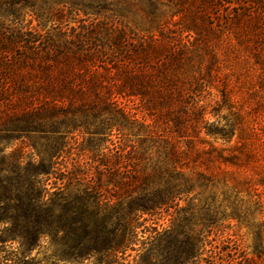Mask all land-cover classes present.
Wrapping results in <instances>:
<instances>
[{
  "label": "trees",
  "instance_id": "1",
  "mask_svg": "<svg viewBox=\"0 0 264 264\" xmlns=\"http://www.w3.org/2000/svg\"><path fill=\"white\" fill-rule=\"evenodd\" d=\"M254 4L0 0V264H29L43 242L69 264H264L247 208L263 214L264 174L217 175L238 157L215 142L242 139V123H209L206 98L224 38L262 56ZM221 220L252 229V256Z\"/></svg>",
  "mask_w": 264,
  "mask_h": 264
},
{
  "label": "rangeland",
  "instance_id": "2",
  "mask_svg": "<svg viewBox=\"0 0 264 264\" xmlns=\"http://www.w3.org/2000/svg\"><path fill=\"white\" fill-rule=\"evenodd\" d=\"M226 1L230 3L238 0ZM253 1L255 4L249 9L256 12L262 10L259 16L264 18V5L263 8H259L260 4L258 2L260 0ZM233 11L237 12L239 9H234ZM214 13L218 14V11L213 10ZM220 13H222V18H226L227 11ZM210 22H213V19H210ZM262 28L264 30V25H262ZM238 42L242 45L237 43L236 39L224 38L221 41L216 77L210 86L209 96L206 97L207 102H209V123L217 122L219 125H224L225 117L230 115H235L242 123V139L240 136L235 137L229 144H225L221 139H217L215 142L218 147L227 148L226 155L233 154L238 157L235 164L222 165L215 163L213 166L214 169H218V176H225L227 178L230 187L236 186L239 184L238 182L253 180L264 174V66L262 67L261 65V62H264V50L257 62L254 59L253 50L247 47V45L249 46L248 41L238 38ZM262 45L264 47V40H262ZM255 108L257 110L253 114L252 110ZM252 128H254L253 133ZM213 140V138L207 137L208 143ZM9 143L11 146L7 149V153H10L14 147H18L20 144L18 141ZM241 154H247L249 159H244ZM83 159L73 154L64 157V161L70 164H74L75 161L82 163L85 161ZM210 167L212 168V165ZM216 190L218 193L221 192L220 189ZM233 201V198L227 202L220 200L216 202V206H219L218 210L221 213L223 211L229 213L231 210L230 204ZM221 202L223 203L221 204ZM245 203H248V199L244 193L241 194L240 199L235 205L243 211V208L247 207ZM248 205L250 207L247 208L250 209L251 215L253 214V216H250L251 223L260 224L263 222L264 212L263 214H258L253 204L250 203ZM220 223L224 237L226 239H238V248L241 253L249 257L252 256L254 248V233L252 229L245 226L239 227L238 223L234 220H221ZM164 225L166 226V224ZM47 248H49L48 242H43L40 248L30 254L32 260H28L27 262L29 264H69L52 259L50 256L52 249Z\"/></svg>",
  "mask_w": 264,
  "mask_h": 264
}]
</instances>
